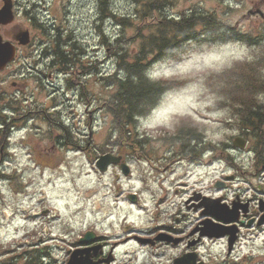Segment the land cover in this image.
Returning a JSON list of instances; mask_svg holds the SVG:
<instances>
[{
    "label": "rangeland",
    "instance_id": "obj_1",
    "mask_svg": "<svg viewBox=\"0 0 264 264\" xmlns=\"http://www.w3.org/2000/svg\"><path fill=\"white\" fill-rule=\"evenodd\" d=\"M149 1L156 4L157 0ZM2 2L0 0V4ZM13 2L16 3L13 21L2 27L8 30L30 28L34 45L24 60L12 61L0 71V117L2 114L9 116L8 126L0 125V264L16 262L14 256L23 263L25 257L33 259L34 255L38 256V264H65L73 249L71 243L75 244L77 237L93 226L110 240L107 249L111 250L115 264L170 263L180 254L182 246L154 248L121 240L126 233L144 234L161 223L155 217L156 207L149 189L142 190L146 208L138 206L141 200L130 203L126 198L128 192L139 191L143 182L153 188L157 175L143 170L136 153L131 161L129 180L118 166L112 165L102 173L93 164L91 147L100 149L98 153L103 154L122 150V146L115 144L117 136L110 132L108 114L98 103L99 95L105 97L107 94L105 77L112 73L115 59L98 36L97 25L100 24L109 41L120 28L110 17L101 18L99 0ZM109 2L107 6L116 11L134 9L130 0ZM161 5L158 13L149 4L147 11L144 10V20L154 19L156 23L158 18L173 19V15L183 10L196 9L201 10L198 12L213 11L218 20L232 28L223 38L215 33L206 37L196 28L194 38L179 41L168 54L158 56L148 66L153 75L159 74L153 79L164 82L167 88L153 110L137 119L140 133L149 135L147 147L158 151L163 146L160 142L166 140L163 137L176 134L177 129L183 132L188 128L199 139H204L210 149L200 156L199 164L192 165V174L187 180L181 177L174 180L176 184L172 189L178 192L172 191L162 201V207H166L165 201L167 210L169 203L171 206L176 203L170 210L175 206L185 210L182 201L192 188L210 194L209 203L217 198L212 195L234 199L236 193L246 197L254 192L261 196L264 141L249 137L241 130L238 113L243 104L238 99L241 87L254 88L253 93H258V86L249 80L264 78V41L261 42L264 39V0H161ZM32 15L36 22L33 24L28 19ZM41 23L45 27L61 26L63 34L70 35L81 47L80 64L84 68L77 72L82 85L74 86L72 91L66 90L65 74L56 78L54 86L48 84L45 89L41 84L45 78L37 77V74L42 76L43 69V73L48 72V60L35 56L44 47L39 41H47L46 29L37 32L42 28ZM125 28L126 40L132 43L136 29ZM141 29L146 37L157 31L149 25ZM48 33L53 34L54 30ZM235 34L260 40L251 44L250 40L233 38ZM47 44L49 42H45ZM237 55L243 59L233 60ZM168 73H179V76L169 79ZM149 124L155 126L149 127ZM259 124L264 133V120ZM90 132L91 142L87 141ZM238 133L247 138V143L243 140L244 145L239 148L244 152L236 154L242 168L239 176L245 180L226 190H218L214 180L222 176L224 168L221 158L219 161L223 142H231ZM180 170L178 166L179 174ZM249 186L251 188L247 189ZM180 187L186 189L184 193ZM154 195L158 198L160 194ZM188 211L186 219L179 218V230L187 231L199 218L197 212ZM165 214L166 211L159 215L162 222ZM241 236L229 256L226 243L221 239L202 242L201 253L209 264H219L232 257L234 260L240 258V264H264V225L243 228ZM114 241H117L116 247L112 250L110 245Z\"/></svg>",
    "mask_w": 264,
    "mask_h": 264
},
{
    "label": "flooded vegetation",
    "instance_id": "obj_2",
    "mask_svg": "<svg viewBox=\"0 0 264 264\" xmlns=\"http://www.w3.org/2000/svg\"><path fill=\"white\" fill-rule=\"evenodd\" d=\"M10 3L12 9L16 7V3H14L13 0H10ZM2 4H0V8ZM30 23L33 24L32 20ZM8 24L10 23L0 24V34L1 36H3V40H8L14 47L15 53L12 61L14 62L15 60H18L20 58H22V61L28 55H30L29 53L31 51V47L34 45L32 38L33 32H31L30 28L25 27H19L10 30L3 28ZM43 26L45 27V25ZM44 27L38 28L37 32L46 29V33H48V30H54V34H56L57 27L60 26H55L54 24H51L50 26L47 25V27ZM25 31L28 32L29 40L26 43H22L21 35ZM51 37L52 34L48 33V36H45V38H47V41H43V39L39 41L41 44H43L44 47L40 48L35 55L36 58H38L39 60H48V63L46 65V67H48V72L43 73V69L42 76H40V74H37V77L40 78V80L42 78H45L44 81L41 83L43 89H45L46 85L48 84L54 86V84L56 83V78L61 75V67L57 65L58 63L56 64L55 59H53L55 55L51 52L50 44L45 45V42L51 43ZM36 46L38 47L39 45L36 44ZM7 65L4 68H6ZM12 83L16 84V81H13ZM79 84H81V82H78V86ZM42 104L43 102H41V105ZM41 107L44 108L43 105ZM91 134L92 133L90 132L87 141L92 140ZM237 136L241 137V139L245 140V143H247V138L244 135L238 133L235 137ZM148 138L149 135L139 134L137 148H134V144H130L128 142L118 143L115 141L116 145H118L119 147L122 146V150H118V152L111 153L119 158L118 163L113 164V166H118L120 171L121 163H127L129 165L128 173L125 174V178H127L128 180L131 176L130 166L131 161L134 160L133 158L135 153L137 154L138 161L143 164V170L148 174L153 173L154 175H157V181L153 183V188L143 182L144 185L140 187L139 191L128 192L126 194V198L131 201L130 203L139 202L141 200L142 203H138V206L146 208V206L143 205L144 202L142 199V190L149 189L151 191L150 196L153 202L152 204L156 207L155 217L157 220H161V223H157L150 232L144 234H141L139 232L126 233L125 238L121 240H123L124 242L131 240L142 246L154 248H161L163 246H182V250L180 251V254L178 256H181L183 254L188 255V258L193 261L191 264H209L200 250L202 242L207 239L223 240L226 243L227 254L229 256L230 253L233 251L236 241L240 239V237H242L241 230L243 228H253L255 226L264 225V188H262V190L260 191L261 196L255 195L254 192V195L246 197L236 193L234 197H232L234 199H228L223 195H212L213 198L217 197L215 198V200L212 201V203L208 202V200L210 199V194L205 193L203 190H195L194 188H192L182 201L185 210H182L177 206H175L173 210H170L174 205H176V203H174L173 206H171V203H169V210H167L168 206L167 202L165 201L164 203L166 204V207H162V201L166 199V197L170 196L172 194V191H174V194H177L178 192V189H172V186L176 184L174 180L179 177H181L183 180H187V178L192 174V172H190V168H192V165L199 164L200 156L207 154L210 149L208 148V146L206 147L204 139H199L198 136L194 135L192 131L188 128L183 129V132L181 131V129H179L178 133L171 134L170 136H168V138L163 137L166 140H162L160 142L163 144V146H161V149L158 151L157 149L151 150L150 147H147L150 143ZM234 138L231 142L225 140L222 146L223 151H220L219 161L221 158L224 168L221 170L222 176L214 180L216 182V184H214V187H219L218 190H221L222 188V190H226L229 187L231 188L233 184H237L239 181L244 182L245 180L244 178L239 176L242 174V168L240 167V164H238V158L236 155L237 153H242L244 151L243 149H239V147L235 145ZM195 140L196 144L194 143ZM81 146L83 145H78L79 148H81ZM91 149L92 155L94 157L93 164L94 167L97 169L95 163L100 157V155L104 152L98 153L100 149H97L96 147H91ZM231 157L233 158V161L230 160ZM209 161L210 160H207L206 164H209ZM233 162L237 165L236 167H234ZM111 166L112 165H109L107 170L102 173L107 172ZM178 166L181 167L180 174L177 171ZM227 170H232V172L227 173ZM153 174L152 176H154ZM181 184H186V182L181 181ZM216 185H218V187ZM180 188L184 193L186 189L184 187ZM246 188L250 189L251 186ZM154 193L160 194L159 197L155 198ZM189 209L193 210L194 212H197L199 214V218L190 226L187 231L179 230V218L184 217L186 219L187 216L185 215L189 213ZM165 211V221L162 222V219L161 217H159V215H164ZM211 219L217 220L218 222L212 221ZM224 219H229V221H225ZM260 220H262V222L258 223ZM221 222L223 223L221 224ZM211 223L219 224L218 226H220L222 229H225L226 231H229L227 230L228 226L232 225L236 227L237 230L234 234L236 236L234 244L231 248H229V238L233 235H230V233H226L225 235L219 237L209 236L207 234V232L210 231L209 226L211 225ZM85 233L89 234L87 236L89 237V239L87 241H79L81 238H83ZM109 241L110 240L107 239L106 235L98 232V230L93 226V228H86L84 232H82L77 237V239L75 240V244H71L73 245V249L77 248L83 251L90 252L92 254L88 258L90 262H96V264H115V259H113L111 263H107L104 260L107 256L106 253L108 255L109 253L112 254L111 250L107 249ZM116 242L117 241H114L110 245V248L112 250L114 249V247H116ZM178 256H174L173 258ZM172 260L170 263L167 264H173ZM240 262V258L234 260V257H232L225 258L224 260L220 261L219 264H240Z\"/></svg>",
    "mask_w": 264,
    "mask_h": 264
},
{
    "label": "trees",
    "instance_id": "obj_3",
    "mask_svg": "<svg viewBox=\"0 0 264 264\" xmlns=\"http://www.w3.org/2000/svg\"><path fill=\"white\" fill-rule=\"evenodd\" d=\"M130 1L134 6L133 11L130 8L129 11L120 12L109 8L110 5L107 6V4H110L109 0H99L98 10L103 15L101 18L110 17L115 21V26L120 29L115 32L114 38L109 41L105 31L100 28V24L97 25L98 36L111 50L115 59L112 73L105 77L107 94L105 97L99 95L98 103L101 104V108L109 116L110 132L117 136L116 142L121 140V143L128 142L134 144V148H137L139 134H141L137 127V119L154 108L153 105H156V102L167 88L164 82L156 81L150 77L149 64L158 56L168 54L179 41L194 38L197 31L205 36L208 34L214 35L213 33H215L216 36L223 38V35L228 31H232V28L223 23L222 20H218L213 11L198 12L201 10L196 9L181 11L179 19L176 18L177 15H173V19L169 17L158 18L155 23L154 19L144 20L146 16L144 10L147 11L150 4L153 10L160 13L161 0H157L156 4H151L149 0ZM148 1L149 4L146 3ZM30 18L35 22L34 15ZM199 24L201 27H199ZM147 25L157 28V31L148 37L143 35L141 29ZM125 26L136 29L135 39L132 43L126 40ZM196 28H198L197 31ZM45 34L48 36V33ZM233 38L250 40L251 44L260 40L258 37L249 39L246 35L236 37V34ZM50 44H53L51 52L55 55L53 58L55 63H58L61 72L66 75V88H74L78 84V81L75 80L78 77L77 70L84 68L80 64V54H82L80 45L75 39L72 40L70 35L65 36L62 27H57V33L52 34ZM77 80H79V77ZM249 83L258 86L256 88L258 93H253L254 88H240L241 96L238 100L240 104H243L240 113H238L240 123H242L240 128L247 132L249 137L253 136L258 138L256 140L264 141V133L261 132V125L259 124L264 120V78H255V80H249ZM7 104L10 105V102ZM8 120L9 116L2 114L0 125L8 126ZM175 132L178 133L179 129ZM192 133L196 135L195 132ZM14 258L16 262H4L2 264L19 263L18 256H14ZM37 259V255H34L33 259L28 256L25 257L23 263L19 264H38Z\"/></svg>",
    "mask_w": 264,
    "mask_h": 264
},
{
    "label": "water",
    "instance_id": "obj_4",
    "mask_svg": "<svg viewBox=\"0 0 264 264\" xmlns=\"http://www.w3.org/2000/svg\"><path fill=\"white\" fill-rule=\"evenodd\" d=\"M13 19V12L11 9V3L10 0H3V5L0 8V23H7L10 22ZM1 36V35H0ZM29 40L28 32L25 31L21 35V42L26 43ZM15 50L12 44L8 40H0V69H2L9 61L13 59ZM235 144L239 147H243V140H241L240 137L235 139ZM119 158L117 156L112 155L111 153H106L100 156V158L97 160L96 165L100 171L106 170L107 166L110 163H116L118 162ZM121 169L124 173L128 172V165L126 163H121ZM212 213V212H210ZM225 221H229V219H224ZM262 220H260L258 223H261ZM210 231L207 232L209 236H223L226 233H230V235H233L229 238V248L232 247V244L235 240V232L236 227L235 226H228L226 231L225 229H222L218 225H210L209 226ZM89 234L85 233L83 238H81L79 241H87L89 237H87ZM92 254L87 251H83L80 249H74L69 255V258L65 264H96V262H90L88 258ZM112 256L108 255L104 260L105 262L109 263L112 260ZM173 264H191L193 261H191L188 258V255L183 254L181 256L175 257L173 259ZM203 263V262H202Z\"/></svg>",
    "mask_w": 264,
    "mask_h": 264
},
{
    "label": "snow or ice",
    "instance_id": "obj_5",
    "mask_svg": "<svg viewBox=\"0 0 264 264\" xmlns=\"http://www.w3.org/2000/svg\"><path fill=\"white\" fill-rule=\"evenodd\" d=\"M180 17V13H177V16L176 18L179 19ZM199 36V34H197V37ZM0 40H3V36H0ZM181 51H184V49H181ZM177 55H179V53H177ZM233 60H242L243 59V56H240V55H237V56H234L232 57ZM217 67V70H218V67L219 66H216ZM154 75H159V74H154ZM168 78L171 79L173 77H178L179 76V73H168L167 74ZM164 103L166 104L167 103V99H165ZM153 107H155V105H153ZM149 127H154L155 125H151L149 124L148 125Z\"/></svg>",
    "mask_w": 264,
    "mask_h": 264
}]
</instances>
